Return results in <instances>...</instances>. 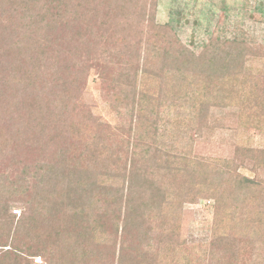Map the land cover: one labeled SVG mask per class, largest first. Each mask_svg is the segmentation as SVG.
<instances>
[{
  "label": "rangeland",
  "instance_id": "rangeland-1",
  "mask_svg": "<svg viewBox=\"0 0 264 264\" xmlns=\"http://www.w3.org/2000/svg\"><path fill=\"white\" fill-rule=\"evenodd\" d=\"M156 5V22L158 24L171 22L173 24L174 22L181 41L191 48L195 47L196 54L200 53L203 45L209 43L212 37L231 39L234 35L245 34L251 50L248 52V62L241 70V80L246 82L245 79H247L250 83L248 86L244 84V100L253 87H264L262 82L264 80H261L258 85L254 80L264 78V0H156ZM171 11L175 13L171 14ZM115 12L116 21L109 29L126 34L128 26L120 21L122 11L117 9ZM98 20H103L100 13ZM116 22H119V25ZM79 30L84 32L83 27ZM102 34L103 32H99L95 35L92 45L89 46L92 49L91 61L96 65L93 68L88 69L82 66L78 58L74 59L73 63L60 56L54 58L52 55L47 60L39 61V69H42L43 65L46 68L49 67V69H43L45 71V76L42 77L44 83L41 82L39 86V91L42 92H39L37 96L33 94L24 106L18 116L20 117L17 120L19 124L13 127L12 122L6 127L5 125L0 126V183L6 185V190H0V208L3 203H9L12 207L10 215L14 216L13 226L21 227L26 236V242L35 248L39 247L40 245L36 246L40 240L37 233L38 229H41L40 225L46 226L45 222L37 224L35 221L30 225L23 219L30 214L31 204L37 202L41 193L47 190L48 182L54 185L58 183L59 179L56 178L55 173L60 169V160L65 156L61 154L63 143H65L64 149H67L65 157L70 167H74V163L85 167L87 177L91 174L97 183L105 178L102 179V175L107 171L113 176L108 182L112 184L114 181L113 194L118 188L120 195H125L128 180L124 175L128 172L131 151L138 143L136 127L146 121L152 126L156 120L157 124L149 130L150 136L145 143L150 146L151 154L147 165L152 162L149 172L152 174L150 179L154 181V187H166L172 191H178L180 187L192 189V191L198 188H209V190L208 193L203 192L201 196L195 197V200L183 202L179 210V232L173 236L163 232L162 221L153 223L155 230L149 236L151 237L148 240L150 246L142 245L141 247L151 250L154 254L152 264H264V210L259 208V202L264 199V170L258 171L257 174L254 173L253 162L247 158L250 151H264V110L260 105L264 102V90L260 97L262 102L260 101L258 106L256 101H253L252 106L249 105L252 109L248 113L252 111V116L248 114L243 116L239 107H214L211 108L208 119L203 122L202 126L188 123L189 126L181 130L176 128L177 116L185 117L188 113L184 115L185 111L178 109L175 104L176 110L171 108L173 102L169 100V93L165 89L167 83L164 80L159 81L162 75H154L162 68V65L157 62V56H150L157 64L149 70L151 74L140 70L136 90L131 93L130 99H126L120 92L123 89L121 82H124L121 61L119 59L120 63L112 64L109 57L111 50L109 44L112 47L116 44V50H121L122 44L109 40L106 36L103 39ZM69 42L67 38L66 43L69 44ZM257 52L259 54L256 57ZM52 53L57 54L58 51ZM144 57L146 55L142 56L140 65H143ZM101 64L106 66L105 71ZM67 65L75 66V69L67 71L65 68ZM78 69H81L79 73ZM144 77L146 78V95L140 94L138 87ZM64 81L73 87L72 102L66 109L60 102L59 106L54 105L52 97L54 93L63 89ZM9 92H15V90H9ZM65 94L64 91L59 93V95ZM55 96L57 97L58 93ZM58 100L61 99L58 98L56 101ZM142 106L149 112L142 114L140 110ZM34 110L42 112L34 115ZM40 115L41 118L38 119ZM79 122L81 126L79 125L77 130ZM45 125L47 129L44 134H41ZM190 127L191 129H187ZM17 129L20 131L19 138L16 133ZM10 130H13L12 135H10ZM71 130L75 135L69 134ZM63 131H65L64 134ZM26 132L29 135H24ZM42 135H45L43 139ZM154 135L160 137L154 140L156 142L151 140ZM102 146L107 147V156L100 154ZM139 149L145 148L141 146ZM158 150L162 151L160 154L163 157L155 163L153 160ZM182 154H185L187 161L182 162L180 166L186 170L181 169L178 172L172 168L171 170L165 169L164 162L167 159L177 157L178 162ZM69 160L73 161L68 163ZM228 161L232 164L230 173L226 172L224 167ZM199 162L210 166L209 169L217 170L212 172L208 179L194 177L192 168L195 163ZM157 164H161V168L157 169ZM65 168L67 169L66 163ZM239 175L256 177L257 181L263 183L253 193L245 187L246 185L240 191L242 184ZM14 180L19 182L16 195L13 194L11 188ZM64 181L67 183V178ZM66 183L59 180L58 193ZM215 190L218 191L217 195H223L227 205L231 204L232 200L235 201L238 192H242L244 225L226 230L218 228L214 209ZM55 194L51 200L58 198ZM102 204L101 202L100 207L93 214H99L106 208V205L102 206ZM124 205L125 199L123 201L121 199L119 204L115 205L120 217H122ZM256 209L260 211L259 220L263 223L252 222V215L255 214ZM252 210L253 212L249 213ZM119 226H122L121 222ZM12 240L13 237L10 238L9 245ZM80 244L82 245L78 248L80 250L85 252L94 250L93 240L81 241ZM125 244L126 254L131 257L132 262L131 250L135 243H132L128 236ZM66 245L62 253L68 251L67 254L70 255L73 249L71 242L70 244L66 242ZM102 250L104 258L96 257L97 264H118L115 260L117 256L114 258V255L109 252L112 249L103 247ZM157 253L163 254L161 260L157 259ZM92 254L77 257L76 260L80 262L79 264H94L90 258ZM39 255L30 258L31 264H36L35 258H41L39 264H53V262L59 264ZM57 255L58 252L55 251L56 258ZM124 263L126 262L123 261L122 264Z\"/></svg>",
  "mask_w": 264,
  "mask_h": 264
},
{
  "label": "trees",
  "instance_id": "trees-1",
  "mask_svg": "<svg viewBox=\"0 0 264 264\" xmlns=\"http://www.w3.org/2000/svg\"><path fill=\"white\" fill-rule=\"evenodd\" d=\"M156 6V0H0V126L5 125L6 127L12 122L13 127L19 124L17 120L20 117L18 116L24 106L27 105L33 94L37 96L39 92H42L39 91V86L41 82L44 83L42 77L45 76L43 69L46 67L43 65L42 69H39V61L47 60L53 55L54 58L63 57L68 62H73L78 58L82 66L88 69L95 67V63L91 61L92 49L89 46L92 45L93 37L99 32H103L101 35L103 39L106 36L109 40H115L122 44L121 50H116V44L115 47L109 44L111 50L109 48L108 51L110 50L109 57L112 64L120 63L119 59L121 61L124 82H121L123 89L120 92L124 98L130 99L131 93L136 90L140 70L151 74L149 70L153 65H156L157 62L162 65L161 71L154 75H162L159 81L164 80L167 83L165 89L169 93V100L171 99V103L173 102L171 108L176 110V105L178 109L185 111L184 115L186 112L188 113L185 117L177 116L176 128L182 130L189 126L188 123L202 126L203 122L207 121L211 108L214 107H239L243 116L245 114L252 116V111L248 113L252 109L250 106L254 104L253 101H256L257 106L260 101L262 102L260 97L264 87H253L244 100V84L246 83L247 86L250 84L247 79H245L246 82L241 80V70L243 67L245 68V64L248 62V52L251 50L246 35H234L231 39L212 37L209 43L203 45L200 53L196 54L195 47L191 48L181 41L174 22L173 24L172 22L167 24L156 22ZM117 9L122 11L120 21L128 26L126 34L122 31L109 29L111 24L116 21L114 13ZM99 13L103 20H98ZM173 13L175 12L171 11V14ZM137 25L140 26L137 27ZM80 27L84 28V32L79 30ZM104 27L106 29L103 30ZM67 38L70 40L69 44L66 43ZM55 51L58 53L53 54L52 52ZM258 54L257 52L256 57ZM144 55H146L144 63L140 65L139 62ZM150 56H157V62H153ZM60 68L61 66L58 67V70ZM65 68L67 71H73L75 66L67 65ZM102 68L105 71L106 66L102 65ZM80 71L81 69L77 70L78 73ZM254 80L258 85L264 78ZM262 82L264 83V81ZM138 87L140 94H147L145 77L139 82ZM62 88L60 91H64L66 94L59 95L60 91H58L56 97V93H54L52 95L53 104L59 106L60 102L66 109L72 102L73 87L64 81ZM9 90H15V92L10 93ZM58 98L61 100L56 101ZM139 101L141 104L140 99ZM35 104L37 105V102ZM260 105L264 110V102ZM17 110L19 111L16 112ZM140 110L142 114L149 112L143 106L140 107ZM40 112L42 111L40 110ZM40 112L34 110L33 113L38 115ZM153 113L155 112L153 111ZM40 118L41 115L38 119ZM152 124L150 126L146 121L136 127L138 143L131 151L128 172L127 175H124L128 180V189L125 195H120L118 188H116L117 192L113 194L114 181L112 184L108 183L113 176L107 171L102 175V179L105 178L97 183L91 174L87 177L85 167L75 163L74 167H70L66 161L67 149H64L65 143H63L61 154L65 156L60 160L61 166L55 176L63 183H66L64 180L67 178L66 185H61V192L58 193L59 180L55 185L48 182L47 190L41 193L37 202L31 204L30 214L23 219L30 225L35 221L37 224L45 222L46 226L40 225L41 229H38L37 233V237L41 241L39 240L36 246H40L35 248L26 242V236L21 227L13 226L14 216L10 215L11 205L3 203L0 208V264H31L30 258L39 254L59 264H79L80 262L76 260L77 257L87 254L89 256L92 253L94 254L90 258L94 264H97L96 257L104 258L103 247L112 249L109 252L114 255V258L117 256L115 260L118 261V264H122L123 261L127 264H152V255L154 254L151 253V250L141 247L142 245L150 246L148 240L151 237L149 236L155 230L153 223L162 221L163 232L173 236L179 232V210L183 202L195 200V197L201 196L203 192L208 193L209 190V188H198L196 191H192V189L180 187L178 191H172L166 187H154V181L150 179L152 174L149 172L152 162L147 165L151 154L150 146L145 145L150 136L149 130L156 126L157 121L155 120ZM79 125L81 126L80 122L77 124V130ZM61 127L65 128V126ZM46 129L47 126H43L41 134H44ZM187 129H191V127ZM12 132L13 130H10V135ZM16 133L19 138V129ZM69 134L75 135L72 130ZM24 135L29 134L26 132ZM62 136L64 137V135ZM44 137L45 135L41 136L42 139ZM157 138L160 137L154 135L151 140L154 141ZM141 146L145 149L140 150ZM100 149H102L100 154L108 155L107 147L102 146ZM242 151L244 152V149ZM160 152L162 151H156L153 160L155 163L163 157ZM247 158L253 162L254 173L257 174L258 171L264 170V151H250ZM178 160L177 162V157L167 159L164 162L165 169L171 170L172 168L178 172L181 169L186 170L180 166L182 162L187 161L185 154H182ZM70 161L73 160H69L68 163ZM80 161L83 164V161ZM231 165V162H226V166H224L226 172H231ZM161 166V164L156 165L157 169ZM193 168L192 175L202 179H208L212 172L217 170L209 169L210 166L200 162L195 163ZM50 169L52 170L53 167ZM239 178L242 184L240 191L246 185L245 187H248L253 193L263 183L257 181L256 177L239 175ZM18 184L19 182L16 180L11 183L12 192L15 195L18 191L16 189ZM1 189L6 190L5 183H0ZM217 192V190L214 191L216 200L214 209L218 228L226 230L244 225L242 192H238L235 201L232 200L229 205L224 201L223 195H217ZM117 193L118 195H116ZM53 194L58 198L51 200ZM121 199L122 201L125 199L122 217L118 215L119 210L115 207ZM101 202L106 205V208L99 214H93L100 207ZM259 205V208L264 210V199L259 202ZM252 212L253 210L249 213ZM254 212L252 222L263 223L259 220L260 211L256 209ZM120 222L121 227L119 226ZM128 236L132 243H135L131 250L132 262L131 257L126 254L125 243ZM11 237L13 240L9 245ZM85 240L88 242L93 240L94 250L85 252L78 249L82 246L80 242ZM66 242L67 244L71 242L73 247L70 255L67 254L68 251L62 253L67 246ZM55 251L58 252L57 258ZM156 256L159 260L163 258V254L157 253ZM53 264L56 263L53 262Z\"/></svg>",
  "mask_w": 264,
  "mask_h": 264
},
{
  "label": "built area",
  "instance_id": "built-area-1",
  "mask_svg": "<svg viewBox=\"0 0 264 264\" xmlns=\"http://www.w3.org/2000/svg\"><path fill=\"white\" fill-rule=\"evenodd\" d=\"M34 261H35L36 264H39V263H41V258L40 259H36L35 258Z\"/></svg>",
  "mask_w": 264,
  "mask_h": 264
}]
</instances>
